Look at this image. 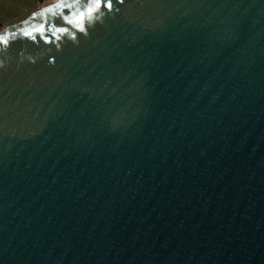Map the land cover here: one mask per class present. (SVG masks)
<instances>
[{
    "label": "water",
    "instance_id": "obj_1",
    "mask_svg": "<svg viewBox=\"0 0 264 264\" xmlns=\"http://www.w3.org/2000/svg\"><path fill=\"white\" fill-rule=\"evenodd\" d=\"M57 2L0 31V264H264V0Z\"/></svg>",
    "mask_w": 264,
    "mask_h": 264
},
{
    "label": "snow or ice",
    "instance_id": "obj_2",
    "mask_svg": "<svg viewBox=\"0 0 264 264\" xmlns=\"http://www.w3.org/2000/svg\"><path fill=\"white\" fill-rule=\"evenodd\" d=\"M120 3H123V0H119ZM113 7V0H87V4L83 7L81 6V0H58L54 8L46 9L45 13L52 12L55 16V10L60 9V15L65 24L71 26L77 32H85V28L82 26L84 24L86 17L93 16L98 10L106 9L111 10ZM64 13H69L65 15ZM69 28L67 27H56L54 24L45 26V24H40L33 26L29 29L22 30L24 37H35L39 36L45 43H51V40L48 38L47 33H51L52 37L59 39V34H67ZM73 39H76V36L73 35ZM8 40L5 36H0V45H7ZM50 63H55V58L49 61Z\"/></svg>",
    "mask_w": 264,
    "mask_h": 264
},
{
    "label": "rangeland",
    "instance_id": "obj_3",
    "mask_svg": "<svg viewBox=\"0 0 264 264\" xmlns=\"http://www.w3.org/2000/svg\"><path fill=\"white\" fill-rule=\"evenodd\" d=\"M52 0H0V31L16 24L39 9L46 7Z\"/></svg>",
    "mask_w": 264,
    "mask_h": 264
},
{
    "label": "bare ground",
    "instance_id": "obj_4",
    "mask_svg": "<svg viewBox=\"0 0 264 264\" xmlns=\"http://www.w3.org/2000/svg\"><path fill=\"white\" fill-rule=\"evenodd\" d=\"M56 1H58V0H52V1L50 2V4H51V3H54V2H56Z\"/></svg>",
    "mask_w": 264,
    "mask_h": 264
},
{
    "label": "trees",
    "instance_id": "obj_5",
    "mask_svg": "<svg viewBox=\"0 0 264 264\" xmlns=\"http://www.w3.org/2000/svg\"><path fill=\"white\" fill-rule=\"evenodd\" d=\"M0 28H1V24H0Z\"/></svg>",
    "mask_w": 264,
    "mask_h": 264
}]
</instances>
